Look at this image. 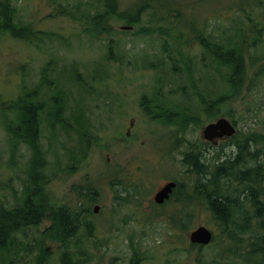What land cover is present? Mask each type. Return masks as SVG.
<instances>
[{
	"label": "rangeland",
	"instance_id": "obj_1",
	"mask_svg": "<svg viewBox=\"0 0 264 264\" xmlns=\"http://www.w3.org/2000/svg\"><path fill=\"white\" fill-rule=\"evenodd\" d=\"M231 1L0 0L12 10L9 24L35 34L19 39L0 29V110L8 113L0 119V204L24 197L30 176L33 151L23 140L11 154L3 122L13 123L14 114L21 121L29 99L37 110L41 173L32 188L46 198L39 222L15 233L18 254L14 247L0 249V264H61L66 246L81 264H251L250 242L264 232L256 219L251 231L229 227L227 236L198 192L185 193L182 209L176 193L151 205L168 179L196 183L188 155H215L201 132L221 116L235 123L236 133L216 162L240 154L238 142L245 166L255 172L254 148L260 149L264 187V0H243L251 3V22ZM134 11L140 16L135 27L122 28ZM258 28L256 47L242 46L237 74L211 62L198 42L227 45L243 33L248 43ZM109 50L117 58L106 57ZM176 65L179 74L171 70ZM224 90L232 94L223 97ZM230 181L226 191L234 197L242 184ZM94 203L101 206L97 213ZM61 205L81 216L78 235L63 243L49 234L51 213ZM198 225L213 231L209 245L188 241L187 232Z\"/></svg>",
	"mask_w": 264,
	"mask_h": 264
},
{
	"label": "trees",
	"instance_id": "obj_2",
	"mask_svg": "<svg viewBox=\"0 0 264 264\" xmlns=\"http://www.w3.org/2000/svg\"><path fill=\"white\" fill-rule=\"evenodd\" d=\"M203 1V0H199ZM258 4H262L263 1L254 0ZM260 2V3H259ZM251 3H243V0H232L230 2V6L238 8H242L243 15H245L246 21L251 22L252 18L247 14V6ZM59 6H62L59 4ZM137 7L136 9H139ZM135 9V10H136ZM239 10V9H238ZM174 14L177 17H180L181 10L175 9ZM12 10H10L8 3H0V29L8 28L12 30L11 37L14 38H23V37H33L35 34L28 33L25 28L12 26L9 24L12 21ZM100 19V18H99ZM140 19L138 12L134 11V20L130 23L125 24L130 28L134 26V23H137ZM83 21V20H82ZM135 27V26H134ZM128 28V29H130ZM205 28V27H204ZM84 28V30H86ZM206 29V28H205ZM262 28H258L254 31L253 38L247 42V37L243 38V33L240 36V42L234 41L230 44L221 42H212L209 39L201 38L198 41L205 48L204 50L209 54V58L211 62L213 59L218 61L219 66L229 65L230 71H233L237 74L244 63V58L242 61V46H248V48H255L256 41L259 39V35L262 33ZM251 42V43H250ZM106 57L109 58H117V56L112 55V51L109 50ZM119 57V56H118ZM121 59V56H120ZM213 66V64H211ZM174 67V68H173ZM171 68L174 74H179L181 71L179 67L173 66ZM212 68L215 69L213 66ZM217 71V69H215ZM259 72H255L256 76L259 75ZM225 74V79H226ZM234 85L229 89L233 90ZM225 94H232L228 90H224L221 92L223 97H226ZM205 99V98H204ZM16 101V100H15ZM18 103H22V101L17 100ZM24 106H22L24 115H22V120L19 121L17 116H11L14 118L13 123L3 121L6 124L7 130L10 131L9 139L12 141L10 146V152L13 154L15 147L17 146V141H26L30 148L33 151L35 157H32L30 160L28 176L29 178L24 180L23 189L21 199L13 201L12 206L6 205L7 202L0 204V249L14 247V255L16 256L19 252L18 248L12 244L17 242L15 237V233L19 230H23L28 226H35L39 220L45 215V201L41 197L40 193H37L35 188H32V183L40 176L41 173L37 172V161L40 158L39 152L35 148V138L37 133L36 128V107L33 106V100L29 99L24 101ZM3 108L0 110V119L6 118L8 113ZM20 112V111H17ZM21 113V112H20ZM3 118V119H4ZM242 144V141L241 143ZM240 150L234 156L230 154L224 155V161L216 162L218 159L222 157V155H204L200 157L199 154H189V159L191 160L189 164H191L193 171L197 175L198 179L194 184V189L196 192L201 194L202 198L209 203V209L213 212V217L216 219L217 224L221 228L222 233L230 235L231 230L229 227H232L234 232L245 233L247 231H251L252 228V220L256 219L257 224H260L259 228L264 229V225L262 222L264 221V187L262 186L261 171H263V164H261L260 159L263 157L260 153V149L254 148L256 163H258L257 167L254 169L249 166L246 167L243 162V153H241L242 146L239 143H236ZM201 152V151H200ZM36 156L38 158H36ZM216 156V157H215ZM198 158V160H197ZM242 158V159H241ZM188 159V158H187ZM259 160V162L257 161ZM188 162V160H186ZM251 165V164H250ZM237 167L238 170L236 169ZM40 168V164L38 166ZM243 169V171H242ZM232 176V177H231ZM259 177L257 180L254 177ZM235 178L234 180L241 181L243 180V202L241 200V193L236 194L234 197H231L227 194V189L230 184V179ZM27 183V184H25ZM243 203V205H242ZM229 205V206H228ZM252 210L246 209L247 206ZM68 206L61 205V207L57 208L51 213V225L49 226V234L57 237V239L62 240L68 235L69 238L77 236V231L80 225H78V220H80V213L77 210L71 212L67 209ZM228 208V209H227ZM83 212L85 210H82ZM234 214V215H233ZM236 215V216H235ZM79 217V219H78ZM236 221V222H234ZM227 230L229 233H227ZM91 229L87 230V235H91ZM74 235V236H73ZM68 238V239H69ZM257 242H250V251L251 255L247 258V263L251 264H264V232L256 236ZM9 243V244H8ZM12 245V246H9ZM62 245V244H61ZM30 249V243L26 246ZM40 245L37 246L39 248ZM74 250L70 247L66 246L62 256L60 258L61 264H81V256L78 253H74ZM258 254V255H257ZM47 253L43 252L40 249V256L45 257ZM12 257V258H15ZM256 257H258L256 259ZM43 261L40 258V263Z\"/></svg>",
	"mask_w": 264,
	"mask_h": 264
},
{
	"label": "flooded vegetation",
	"instance_id": "obj_3",
	"mask_svg": "<svg viewBox=\"0 0 264 264\" xmlns=\"http://www.w3.org/2000/svg\"><path fill=\"white\" fill-rule=\"evenodd\" d=\"M224 117V116H223ZM229 120V119H228ZM233 125H234V127H235V123L234 122H232L231 120H229ZM130 125L132 124V122H130L129 123ZM127 132H129V129H127ZM235 133H236V127H235V132L233 133V134H231V135H229V136H225V135H223V136H218V137H212L211 139H207V140H205V139H203L204 141H206L207 143H205L208 147H212V149H213V151H214V153H215V155H221L222 153H225V149H226V147H231V146H228V145H233L232 144V142H231V139H232V137H235ZM201 138H203L202 137V133H201ZM224 142V144H222ZM220 144H222V145H220ZM218 147H220V149H218ZM243 147V146H242ZM206 151H210V150H206ZM199 153H201L199 156L200 157H202L203 156V154L205 153V152H199L198 151V154ZM232 154H233V152H231ZM236 153H238V152H236ZM235 153V154H236ZM243 153V152H242ZM234 154V155H235ZM233 155V156H234ZM241 155L242 154H240V157H241ZM216 157V156H215ZM242 159V158H241ZM220 161H222V160H220ZM242 171H243V169H242ZM235 179V178H234ZM242 182H243V180H241ZM241 181H239L241 184H242V189H243V183L241 182ZM171 182L173 183V184H171ZM170 183V184H169ZM168 184V186H169V190L167 191V194H166V196H161V200L160 201H158L157 199H156V196H157V194L161 191V189L165 186V185H167ZM180 191V192H179ZM188 191H190V192H193V193H195L196 191H195V189H194V185H190V184H183L182 183V181L181 180H178V179H168V180H166L165 182H163L162 184H160L159 186H158V188L154 191V194L152 195V206H158V205H160V204H164L165 202H167L168 200H172V198H173V196H174V194L176 193L177 194V196L174 198V200L175 199H177V202L179 201V205H182V207H181V209L184 207V204H183V202H184V195H185V193L186 192H188ZM90 197V196H89ZM124 199V198H123ZM182 200H183V202H182ZM241 200H243V191H241ZM95 205H97L98 206V210L96 211V213L100 210V205L99 204H97V203H94L93 204V207L95 206ZM242 205H243V203H242ZM94 212V211H93ZM182 224V223H181ZM197 226H195V227H193L191 230H189L188 232H187V239H188V241H190V239H189V233L194 229V228H196ZM181 230H183L184 229V225L182 224L181 225V228H180ZM209 230L211 231V239H210V241L208 242V243H205V244H203V243H200V244H203V245H209V243H211L212 242V238H213V236H214V233H213V231L209 228ZM191 242V241H190ZM192 244H195V245H197V242H191ZM199 244V243H198Z\"/></svg>",
	"mask_w": 264,
	"mask_h": 264
},
{
	"label": "water",
	"instance_id": "obj_4",
	"mask_svg": "<svg viewBox=\"0 0 264 264\" xmlns=\"http://www.w3.org/2000/svg\"><path fill=\"white\" fill-rule=\"evenodd\" d=\"M124 29L130 28L127 25L122 26ZM235 132L234 125L226 118V117H218L214 122H211L204 126L202 130V137L203 139H211L212 137L218 136H229ZM170 184V183H169ZM171 184H173L171 182ZM169 190L168 184L165 185L161 191L157 194L156 199L160 201L162 198L161 196H166L167 191ZM98 210V206L95 205L93 207V211L96 212ZM211 231L204 225H198L189 233V239L191 242L197 243H208L211 239Z\"/></svg>",
	"mask_w": 264,
	"mask_h": 264
},
{
	"label": "bare ground",
	"instance_id": "obj_5",
	"mask_svg": "<svg viewBox=\"0 0 264 264\" xmlns=\"http://www.w3.org/2000/svg\"><path fill=\"white\" fill-rule=\"evenodd\" d=\"M197 160H198V158H197ZM180 192V191H179ZM229 206V205H228ZM228 209V208H227ZM234 215V214H233ZM236 216V215H235ZM234 222H236V221H234Z\"/></svg>",
	"mask_w": 264,
	"mask_h": 264
}]
</instances>
